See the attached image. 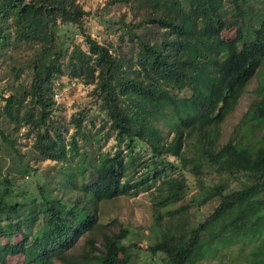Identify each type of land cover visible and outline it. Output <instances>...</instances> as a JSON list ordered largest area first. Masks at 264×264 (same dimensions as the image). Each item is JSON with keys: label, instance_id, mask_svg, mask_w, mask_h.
<instances>
[{"label": "trees", "instance_id": "1", "mask_svg": "<svg viewBox=\"0 0 264 264\" xmlns=\"http://www.w3.org/2000/svg\"><path fill=\"white\" fill-rule=\"evenodd\" d=\"M117 4H127L132 15L127 21L123 13L114 25L127 54L92 38L90 13L78 0H0V118L11 125L9 132L0 127V151L24 158L13 135L26 125L38 158L81 160L59 172V182L53 178L26 195L16 186L34 170L22 161L4 172L0 155V264H132L136 232L118 218L104 222L101 207L144 192L160 229L148 247L152 264L160 257L198 264L212 246L263 239L264 96L226 141L223 124L264 64V0L106 6ZM225 32L233 38L225 40ZM65 77L94 86L102 116L94 133L84 131L86 110L69 121L62 116L56 96ZM69 124L75 132L67 140ZM105 138L115 150L97 154L93 142ZM187 166L200 189L192 201L220 200L192 229L189 205L176 206L192 190ZM250 264H264V244Z\"/></svg>", "mask_w": 264, "mask_h": 264}, {"label": "rangeland", "instance_id": "2", "mask_svg": "<svg viewBox=\"0 0 264 264\" xmlns=\"http://www.w3.org/2000/svg\"><path fill=\"white\" fill-rule=\"evenodd\" d=\"M78 1L84 6V9L90 13L87 26L88 33L92 38L97 40L100 44L108 45L113 53L120 52L121 54H127V44L119 39L121 29L114 25L117 24V21L123 13H127V21L132 18L130 7H128L127 4H117L111 7L106 6L111 0ZM233 35L232 32H225L223 38L225 40H231ZM75 40L78 44L82 45L83 50L88 51V46L84 43L80 35H77ZM58 84L56 100L62 106V116L64 119L69 121L72 115L77 114L81 110H86L88 118L84 123V131L87 133H94L102 122V116L99 115V106L93 105L94 96L92 90L94 86L87 85L83 82H70L68 77L63 78ZM263 96L264 64L258 75L249 85L237 111L223 124L224 141L230 137L235 126L240 122L243 114L249 110L251 104L258 100H262ZM91 120L96 122V127L91 125ZM1 126H6L8 132L11 128L9 122L4 118H0V127ZM32 129L33 128L25 125L20 131L13 135L17 139L16 147L20 150L24 158H16L17 156L14 153L6 155L7 151H0V155L5 156L2 161L4 172L10 171L11 168H15L18 164H21L22 161H24V163H29L34 170L30 175L26 176L25 180H19L16 186L17 191H24L26 195L33 193L37 190L39 185L53 178L57 179V182H59L61 179L59 172L67 168H73L81 162L79 158L71 157L66 162L58 164L57 162L42 160L35 156L32 149L35 140ZM68 129L69 132L66 135L67 140L71 139V136L75 132V127L73 124H69ZM166 131L169 132L170 129L167 128ZM104 133L105 131L102 132L101 136H104ZM78 140L79 143L82 144L81 137H79ZM1 144L2 140L0 136V145ZM93 144L95 145L97 154L114 152L115 150V144L112 138L103 139L100 145H96L94 142ZM170 159H172V157H170ZM186 168L193 173L187 172L189 175L188 177L191 178L192 181V190L189 192V195L184 200L178 202L176 206L189 205L187 211V217L189 218L188 228L192 229L197 228L211 216L214 209L219 206L220 200L216 198L213 201H208L204 205H200L199 202L202 200L203 196H199L198 202L192 201L193 198L199 194L200 189L195 181L198 180V178L194 175V171L190 166ZM239 187V183L233 185V189ZM23 198H25V196L22 194L20 200H23ZM151 200V196L147 192H144L135 197L121 199L116 204H107L101 207L104 222H108L113 218H118L123 225L132 227L136 232L134 241L138 243V247L132 249V259L134 260L132 264H152L153 262L148 253V247L153 243L156 235L160 234V229L155 225V214ZM25 201L26 199L22 202ZM27 203L30 202L28 201ZM114 229L119 231L121 229L120 224L115 226ZM204 238L208 239V234H205ZM82 244L83 241L81 242V245ZM261 244H264V236L263 239L259 240H250L249 237H241L231 245L212 246L205 260L198 264H250L251 260L254 258V253L257 252ZM158 264H167V262L164 261L163 257H160V259H158Z\"/></svg>", "mask_w": 264, "mask_h": 264}]
</instances>
